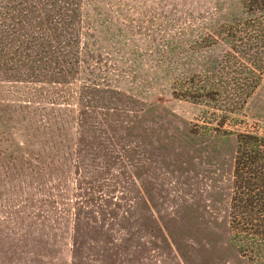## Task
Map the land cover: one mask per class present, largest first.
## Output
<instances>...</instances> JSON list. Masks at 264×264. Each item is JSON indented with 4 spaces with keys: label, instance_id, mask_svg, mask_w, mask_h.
I'll return each instance as SVG.
<instances>
[{
    "label": "rangeland",
    "instance_id": "obj_1",
    "mask_svg": "<svg viewBox=\"0 0 264 264\" xmlns=\"http://www.w3.org/2000/svg\"><path fill=\"white\" fill-rule=\"evenodd\" d=\"M84 11L105 92L0 57V264H255L231 243L229 205L236 135L264 133V77L226 118L173 96L228 51L203 43L247 17L242 0Z\"/></svg>",
    "mask_w": 264,
    "mask_h": 264
},
{
    "label": "trees",
    "instance_id": "obj_2",
    "mask_svg": "<svg viewBox=\"0 0 264 264\" xmlns=\"http://www.w3.org/2000/svg\"><path fill=\"white\" fill-rule=\"evenodd\" d=\"M97 2L0 0V57L10 47L14 56L28 62L26 78L43 77L54 83L82 78L90 92L96 88L105 92L110 86L101 83L105 81L98 73L103 70L94 67L102 55L94 35L98 20L94 26L84 11L85 5ZM242 4L247 17L224 25L203 43L207 48L223 43L228 51L196 75L197 81L181 80L175 84L180 89L174 87L176 98L213 104L223 118L243 109L264 77V0H242ZM236 142L229 205L231 243L248 261L264 264V133H238Z\"/></svg>",
    "mask_w": 264,
    "mask_h": 264
}]
</instances>
